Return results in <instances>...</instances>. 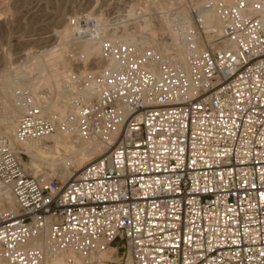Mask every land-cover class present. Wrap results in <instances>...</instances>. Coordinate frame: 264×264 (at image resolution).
Masks as SVG:
<instances>
[{"label": "built area", "instance_id": "2783aa9c", "mask_svg": "<svg viewBox=\"0 0 264 264\" xmlns=\"http://www.w3.org/2000/svg\"><path fill=\"white\" fill-rule=\"evenodd\" d=\"M188 2L158 40L79 19L73 41L98 42L99 70L67 73L62 113L18 93L13 144L0 137L15 208L0 210L2 264H264V0ZM58 134L105 148L68 181L30 175L19 144Z\"/></svg>", "mask_w": 264, "mask_h": 264}, {"label": "rangeland", "instance_id": "374dc122", "mask_svg": "<svg viewBox=\"0 0 264 264\" xmlns=\"http://www.w3.org/2000/svg\"><path fill=\"white\" fill-rule=\"evenodd\" d=\"M190 1L198 3L201 0ZM95 5L96 0H0V53L7 52L6 56L0 55V123L7 120L10 113L19 111L18 93L22 89L31 86L30 89L40 102L45 101L57 109L62 107L60 104L65 93L62 89L64 79L60 78L61 85L57 88L55 74H67L71 71L82 78L90 77L99 70L98 51L82 57L79 55V47L85 41H73L74 25L79 19L87 22L98 19L100 26H109V32H113L114 25L123 21L120 25H126V28L121 31L122 35H126L128 31L143 32L145 36L158 40L160 35L165 34L155 31L157 23L160 22L165 27L167 16L174 9L186 15L190 3L188 0H102L101 8H96ZM130 9L134 12L132 16L128 15ZM137 10H141L146 16L148 29L129 27L132 24L137 26L133 20ZM148 30L153 31L155 36H150ZM46 146L51 150L53 141L49 140ZM78 147L79 145L76 149ZM91 147L88 146L86 151ZM59 153L55 155L57 161L52 168L42 161H33L28 156L23 163L28 165L33 162L38 166L36 174L29 170L30 175L42 174L48 176V179L57 177L65 182L60 178V173L68 172L72 176L74 171L97 156L86 159L83 157L77 163L70 152L60 149ZM6 196L8 194L3 195L0 188V210L12 206ZM103 257L117 262V257L111 250Z\"/></svg>", "mask_w": 264, "mask_h": 264}, {"label": "bare ground", "instance_id": "6f19581e", "mask_svg": "<svg viewBox=\"0 0 264 264\" xmlns=\"http://www.w3.org/2000/svg\"><path fill=\"white\" fill-rule=\"evenodd\" d=\"M221 1L224 2V3L229 4V3L234 2L235 0H221ZM160 6H162V3L160 4ZM142 10L145 11V9H142ZM133 14H134L133 10L130 9L128 11V15L132 16ZM97 21H98V19H97ZM142 24L143 25L138 27L139 29H141V30L144 29L145 30V29L149 28V22H147V19H143V23ZM203 24H204V26L206 28H210V29H218L220 27V24H219L218 20L216 19V17L214 16L213 12H208V13L205 14V16L203 18ZM148 32H149L150 36H152V37L155 36V33L153 31L148 30ZM125 34L126 35L122 36L123 40L130 41V42H133L134 40H136L137 39L136 37H138L139 40H142V41L152 40V38H150L148 36H145V34L143 32L142 33H140V32L134 33L132 31L131 32L128 31V33L126 32ZM113 35L114 34H110L108 36V38L109 39L113 38ZM170 35H171L174 43L176 44L177 43L176 36L174 34H172V33ZM82 42H84V41H82ZM95 45L98 46V42H93V41H87L86 42L85 41V43H82L80 45V47H79V55L82 56V57H88V56H90V55H92L94 53H97L98 49H97V46L95 47ZM176 55H177V57L182 58V48L180 46H178L176 48ZM53 62H55V61H53ZM66 75L67 74H65V73H63V74H55L54 75V78L56 80V87L57 88H59L60 85H61L60 78L66 79V77H67ZM93 83H94L93 80H91L89 82L88 89H90L93 86ZM30 87H28V90L30 92L31 99H32L34 104H37L38 106H41L46 111L57 110L58 112L62 113V111H63L62 107L56 109L54 106H52L50 104L48 105L45 101L44 102L43 101L40 102L38 96L35 93H33V90L30 89ZM18 110H17L18 112H13L12 114L10 113V117L7 120L5 119L4 121H2L0 123V134H1L0 137L11 141V144H13V133H14L13 129L15 128L16 120H17V118L19 116L18 114L20 112V109H18ZM45 140L46 141H49V140L53 141V146H52V148L50 147L51 150H49L48 147L47 148H43L38 142L20 143L19 145L23 148L25 154L30 159H32L33 161H42V162L46 163L47 165H49L50 168L55 166L56 161H57V157L55 155H59L60 154L59 153L60 149H62L64 152H70L71 156L74 155L73 157L75 159V162L79 163L82 160L83 157L85 159L90 157V156H94V155H97L96 157H98L103 152V150L105 148L104 146L99 145V144H97L94 141H90V140L82 141V140H79L77 138H71L70 136H67V135H64V134L54 135V136L49 137V138H47ZM77 145H79V147L76 149ZM88 146H92V147L90 149H88V151H86ZM74 149H76V150H74ZM96 157H94V158H96ZM94 158H91L89 161H91ZM61 160L63 162L65 161V159H61ZM25 168H26V170L28 172L30 170L34 174H36L38 172L37 171L38 166L36 164H33V162H30L28 165H25ZM72 176L68 172L60 173V178L63 179V180H66V181L69 180V178L72 177ZM0 188H1V186H0ZM2 190H3V195L4 194H8V196H6V197H8L7 200L11 201V204H12L11 207H7L6 209L9 210V211L15 210L10 194L7 191H5L4 189H2ZM109 250L113 251V249L109 248L103 255L108 254ZM0 264H2V262H0ZM45 264H69V263H67L65 261V258H63V257H53V258L47 259ZM71 264H82V262H81V260H79L77 258H73Z\"/></svg>", "mask_w": 264, "mask_h": 264}, {"label": "snow or ice", "instance_id": "6c2138e0", "mask_svg": "<svg viewBox=\"0 0 264 264\" xmlns=\"http://www.w3.org/2000/svg\"><path fill=\"white\" fill-rule=\"evenodd\" d=\"M96 8H101L102 7V0H96V5H95ZM240 7H243V4L241 3ZM257 7H260L259 5H257ZM0 55H4L6 56L7 55V52L4 51L3 53H0ZM122 78V77H121ZM261 200L264 201V192L261 193Z\"/></svg>", "mask_w": 264, "mask_h": 264}]
</instances>
